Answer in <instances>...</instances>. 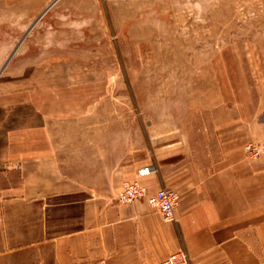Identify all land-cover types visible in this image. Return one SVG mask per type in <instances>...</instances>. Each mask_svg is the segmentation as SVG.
<instances>
[{"label":"crops","instance_id":"obj_1","mask_svg":"<svg viewBox=\"0 0 264 264\" xmlns=\"http://www.w3.org/2000/svg\"><path fill=\"white\" fill-rule=\"evenodd\" d=\"M83 97L23 121L15 103L0 108V264H158L179 248L191 264H264V160L246 158L243 132L221 131L219 152L199 162L188 135L152 148L132 119ZM237 122L264 140V118ZM147 163L150 193L179 192L174 221L145 197L115 198Z\"/></svg>","mask_w":264,"mask_h":264},{"label":"rangeland","instance_id":"obj_2","mask_svg":"<svg viewBox=\"0 0 264 264\" xmlns=\"http://www.w3.org/2000/svg\"><path fill=\"white\" fill-rule=\"evenodd\" d=\"M84 94L152 148L182 132L205 162L239 131L264 160L237 122L264 118V0H0L3 113Z\"/></svg>","mask_w":264,"mask_h":264},{"label":"built area","instance_id":"obj_3","mask_svg":"<svg viewBox=\"0 0 264 264\" xmlns=\"http://www.w3.org/2000/svg\"><path fill=\"white\" fill-rule=\"evenodd\" d=\"M246 154L256 157L264 153V141L251 140L245 144ZM156 170L152 163H147L137 169L138 177H143ZM139 197H145L147 202L157 208L167 221L176 220L175 207L179 201V192L172 187L160 186L154 192L147 191V186L141 179L127 180L116 193V200L121 203L132 202ZM76 264H106L104 260H81ZM158 264H191L190 255L185 248L171 251Z\"/></svg>","mask_w":264,"mask_h":264}]
</instances>
